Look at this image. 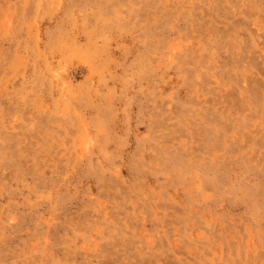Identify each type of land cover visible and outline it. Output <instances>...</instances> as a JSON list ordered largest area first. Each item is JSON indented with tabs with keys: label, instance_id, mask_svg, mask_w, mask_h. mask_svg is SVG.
Segmentation results:
<instances>
[{
	"label": "rangeland",
	"instance_id": "rangeland-1",
	"mask_svg": "<svg viewBox=\"0 0 264 264\" xmlns=\"http://www.w3.org/2000/svg\"><path fill=\"white\" fill-rule=\"evenodd\" d=\"M0 264H264V0H0Z\"/></svg>",
	"mask_w": 264,
	"mask_h": 264
}]
</instances>
